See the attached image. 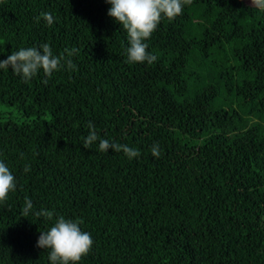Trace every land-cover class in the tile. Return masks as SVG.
Segmentation results:
<instances>
[{"label":"trees","instance_id":"trees-1","mask_svg":"<svg viewBox=\"0 0 264 264\" xmlns=\"http://www.w3.org/2000/svg\"><path fill=\"white\" fill-rule=\"evenodd\" d=\"M110 7L0 0V59L45 43L65 57L27 82L0 69V161L16 179L0 264H50L36 241L59 216L93 240L77 264H264V10L192 0L144 41L149 65L127 62ZM90 123L140 155L85 149Z\"/></svg>","mask_w":264,"mask_h":264},{"label":"clouds","instance_id":"clouds-1","mask_svg":"<svg viewBox=\"0 0 264 264\" xmlns=\"http://www.w3.org/2000/svg\"><path fill=\"white\" fill-rule=\"evenodd\" d=\"M105 2L111 5L107 15L114 18L127 32V47L124 50L127 62H147L150 65L156 61L157 57L147 51V44L144 41L151 37L162 18L172 20L181 15L184 5L191 4L192 0H105ZM250 6L264 10V0H250ZM41 16L49 26L54 22L50 13L45 12ZM66 51L70 57L78 49ZM64 60L63 56L53 55L51 47L45 43L40 48L28 47L11 52L6 59H0V69L10 68L14 74L21 76L27 82L40 70L46 77H50L54 71L64 66L62 64ZM66 65L68 69L75 70L76 66L71 59L66 60ZM43 82L46 84L47 80ZM89 128L90 132L83 142L85 149H90L92 144L99 140V151L106 152L109 149L122 151L129 159L140 155L137 149L128 145L110 143L107 139H100L91 123ZM151 152L153 156L159 157L158 145H153ZM24 170L29 171L30 166H25ZM15 188L14 175L9 167L0 161V202L6 201L9 192L14 191ZM32 207L31 201L26 198L21 216L27 217ZM34 215L37 218L44 216L52 220L54 213L49 210H40ZM79 224V221L59 216L48 230L40 231L36 246L48 250L50 264H77L83 256L89 253L93 240L90 233L81 231Z\"/></svg>","mask_w":264,"mask_h":264}]
</instances>
